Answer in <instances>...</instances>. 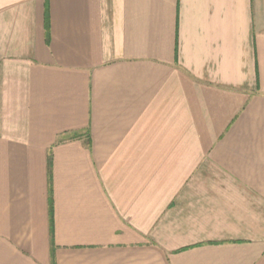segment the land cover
Here are the masks:
<instances>
[{"label":"crops","instance_id":"1","mask_svg":"<svg viewBox=\"0 0 264 264\" xmlns=\"http://www.w3.org/2000/svg\"><path fill=\"white\" fill-rule=\"evenodd\" d=\"M0 264H264V0H0Z\"/></svg>","mask_w":264,"mask_h":264}]
</instances>
